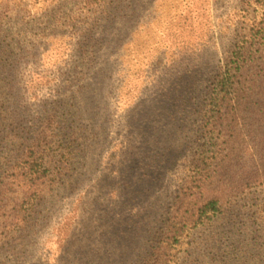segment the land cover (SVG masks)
Listing matches in <instances>:
<instances>
[{
  "label": "rangeland",
  "instance_id": "obj_1",
  "mask_svg": "<svg viewBox=\"0 0 264 264\" xmlns=\"http://www.w3.org/2000/svg\"><path fill=\"white\" fill-rule=\"evenodd\" d=\"M84 1L35 0L25 14L44 37L25 68L43 86L24 108L7 93L0 96V173L31 138L38 118L54 115L71 157L65 168L69 177L47 196L57 213L50 225L58 226L64 240L77 218L83 237L96 238L100 218L82 221L89 210L97 215L98 204L89 206V196L111 213L123 209L124 223L115 225L111 237L100 236L114 254L102 264H117L115 258L131 255L121 246L129 242L130 214L173 203L180 187L173 174L198 145L193 97L204 96L206 81L248 15L246 0H107L97 11L85 8ZM16 14L21 19L23 13ZM14 22L10 29L26 32L22 20ZM99 97L104 108L85 114ZM30 108L36 118L24 112ZM263 199L264 188L238 199L243 209L234 210V223L226 216L192 234L180 252L182 263L264 264ZM152 222L150 213L133 229L142 249L154 235L148 230Z\"/></svg>",
  "mask_w": 264,
  "mask_h": 264
},
{
  "label": "trees",
  "instance_id": "obj_2",
  "mask_svg": "<svg viewBox=\"0 0 264 264\" xmlns=\"http://www.w3.org/2000/svg\"><path fill=\"white\" fill-rule=\"evenodd\" d=\"M106 1L85 0L83 6L97 11L103 9ZM32 2L35 0H0V96L7 93L12 102L23 103V108L40 95L43 86V80L31 77L25 68L37 42L44 43L38 27L25 20V14L31 13L34 6ZM245 4L243 12L248 17L230 50L206 81L204 96L193 97L198 145L178 173L173 174L179 180L178 193L167 209L153 204L130 214L125 221L129 242L121 246L131 255L115 258L117 264H183L180 252L186 239L226 216L234 223L237 200L264 188V0H246ZM16 13H23L21 19L16 18ZM15 20L25 23L27 33L8 27ZM28 33L32 38H28ZM87 87L91 88V81ZM46 106L44 103L42 109ZM96 108H104L100 97L94 98L92 107L84 113L91 114ZM24 112L35 114L31 108ZM35 126L22 151L1 168L0 264H102L114 254L100 236L111 237L115 225L124 223L123 209L111 213L108 206L89 196V206L98 204L97 215L95 218L89 210L82 221L93 224L100 218L97 237H83L76 227L80 224L76 218L63 240L56 230L58 226L50 225L57 213L48 206L47 196L68 176L65 168L71 157V143L64 148V135L54 115L38 118ZM84 199L87 200L86 195ZM124 210L128 216L130 211ZM261 210L260 219L264 222V208ZM150 213L153 222L148 230L154 235L148 237L142 249L133 229L143 225ZM140 217L142 220L137 222ZM83 243H88L85 251L80 248Z\"/></svg>",
  "mask_w": 264,
  "mask_h": 264
}]
</instances>
